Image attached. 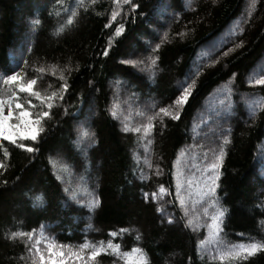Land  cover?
<instances>
[{"label":"trees","instance_id":"1","mask_svg":"<svg viewBox=\"0 0 264 264\" xmlns=\"http://www.w3.org/2000/svg\"><path fill=\"white\" fill-rule=\"evenodd\" d=\"M246 1L85 0L80 7L75 0H0V89L15 90L2 83L13 72L24 82L36 78L34 90L41 94L57 91L61 75L69 86L64 98L55 100L37 141H18L34 152L0 140V264H32L27 237H9L16 231L36 235L42 228L73 248L112 240L121 254L143 249L149 264H264V251L235 262L217 257L207 243L208 205L201 199L213 175L210 165L223 147L216 197L226 212L218 235L237 246L264 240V85L254 82L264 76V0ZM74 7V23L57 33ZM33 18L41 21L35 30ZM117 25L123 27L119 36L113 35ZM151 56L154 69L148 68ZM188 85L185 104L175 105ZM17 95L21 102L39 103L27 93ZM113 104L116 118L109 111ZM161 107L178 118L159 114L152 121L153 144L145 153L143 132L130 129ZM81 126L96 141L83 150L75 143ZM161 185L170 194L153 202L151 193ZM178 186L183 207L176 203ZM86 191L99 200L91 211ZM36 196L42 203H34ZM139 259L109 252L93 264Z\"/></svg>","mask_w":264,"mask_h":264},{"label":"snow or ice","instance_id":"2","mask_svg":"<svg viewBox=\"0 0 264 264\" xmlns=\"http://www.w3.org/2000/svg\"><path fill=\"white\" fill-rule=\"evenodd\" d=\"M58 4L62 3V0H56ZM76 4L80 7H84L85 0H75ZM95 0H88V4H94ZM114 5L124 4L128 5L130 0H112ZM133 9L137 7L135 3L130 5ZM117 13L114 10L112 17L110 19H115ZM77 16L76 8L71 9V14L67 16L64 25H61L56 31L57 33L61 32L64 27L70 26L74 23V20ZM32 29L35 30L41 24L39 18H33L30 20ZM108 27V24L105 25ZM123 31V27L120 25L116 26V31L113 35L119 36ZM239 46V45H237ZM157 48L159 45L156 46ZM156 49H153L155 52ZM105 54H107V49H105ZM226 54V53H225ZM151 63L148 64L149 69H154L156 67V57H150ZM124 64H133L136 65L135 61L124 60L121 61ZM139 63H143L140 61ZM36 71L43 73V68H38ZM198 74V73H197ZM60 79L62 83L59 85L57 91H53L49 94H41L40 92L34 90V85L36 84V78L28 79L24 82V77L21 73L13 72L12 74H5L2 77V83L4 85L15 86V90L9 87L6 90L0 89V140L7 141L9 143L15 144L17 147L21 148L24 151L32 153L35 151L33 147L27 146L25 143H18V141H37L39 135L44 131L43 121L46 118H50V110L55 106L54 102L57 99L62 100L64 98V93L68 90V83L66 77L61 75ZM255 84L264 85V76L256 79ZM192 85L183 87L180 94L177 96L176 100L173 102L175 105L183 106L188 98ZM17 93H27L29 96L34 97L38 104L31 103L29 101L21 102V98ZM23 103H27L28 107L25 108ZM116 105L113 104L109 109L110 114L113 115V118H116L115 112ZM6 109V114H5ZM159 114L164 116H169L171 119L175 120L178 118V113L171 112L168 108L161 107L157 112L152 115L147 116V122L141 126L130 129L134 134L143 132V135L140 137L141 141H145L144 151L145 153L150 152V146L153 144L151 139V132L153 129L152 121L156 119ZM124 131H129L127 124L124 125ZM75 143L81 146L83 150L84 146H89L95 144L94 134L85 127H79L77 131V138ZM224 143H227V137L224 139ZM135 155V154H134ZM223 155V147L220 148V154L215 155V163L210 165V168L213 172V175L207 179L210 181V186L202 189L201 199L207 203V207L204 208V216L208 217V222L205 224L207 243L216 249L217 257L224 261L225 259L235 262L239 259H247L250 256L255 255L257 252L264 251V240H255L252 239L251 242L241 243L237 245H230L227 242L222 241L218 233L220 232V222L224 217L226 209H223L219 206V199L216 197V181L219 179V162ZM4 156L7 157V151H4ZM50 164L57 166V163L50 160ZM145 164L147 167L151 168V164L148 159H145ZM4 165L0 163V169ZM59 167L61 170L72 175L70 172L69 166L66 163H60ZM174 169L176 167L175 162L173 165ZM207 171V169H205ZM159 169L157 168V173ZM175 177V171L173 173ZM184 173L181 172V177L183 178ZM141 178H144V173L141 172ZM57 179H61L60 176H57ZM191 180H188V187L191 188ZM183 188L178 186L177 190V205L183 207L185 201L181 197ZM170 194L163 185L159 186L157 192L151 193V199L153 202H156L158 199H162L165 195ZM145 199L148 198L149 194L145 193ZM35 204L42 203L40 196L35 197ZM99 204V200L93 198L87 204L89 211L93 210ZM211 215L209 216V210ZM157 212H162V209L157 207ZM171 222V219L169 220ZM186 226H191L189 221H186ZM198 230V229H197ZM127 231L126 229H121V232ZM116 233H110V236L114 237ZM27 237L28 241H34L30 247H27L26 251L31 255L32 264H69V261L72 264H93L98 256L101 254H108L111 252L112 255L117 256L118 258H127L131 254H139L140 259L138 264H149L147 255L143 252V249L133 248L131 253L120 252V245L114 243L112 240H109L107 244L100 242L99 245L90 244L88 241L80 244L78 247L73 248L71 245L67 244H58L54 238L51 240L47 237L45 230L41 229V234L36 236L34 231H16L10 234V239H15L18 237ZM139 239V235L137 236ZM43 243V249L40 247ZM203 243V242H202ZM85 250H87L86 256L84 255ZM205 251L209 249L205 248ZM45 251L47 252V258L45 257ZM23 259V257H22ZM126 264H128L126 260Z\"/></svg>","mask_w":264,"mask_h":264},{"label":"rangeland","instance_id":"3","mask_svg":"<svg viewBox=\"0 0 264 264\" xmlns=\"http://www.w3.org/2000/svg\"><path fill=\"white\" fill-rule=\"evenodd\" d=\"M248 2H249V1L247 0L246 3H248ZM244 5H245V4H244ZM244 5H243V6H244ZM175 16H176V15H174L173 18H175ZM157 37H158V39H159V35H158ZM121 93L124 95V91H121ZM125 95H126V96H125ZM125 95H124V96H125L124 99H129V97L131 96V95L127 92V90L125 91ZM5 114H6V109H5ZM219 137H220V136H219ZM219 137H218V138H219ZM220 138H222V137H220ZM75 179L77 180V179H81V178H80L78 175H76V178H75ZM78 181H79V182H76L77 185H79L80 182H81L80 180H78ZM73 190H74V189H73ZM85 195H86V200H87V201H90V200H91V197H90V195H89V192L86 191ZM82 204H85V200H83V203H82ZM136 230H137V228H130L129 231H130V232H135ZM40 234H41V233H40ZM40 234L37 233L36 236H39ZM47 237H48L50 240L52 239V238H51L50 236H48V235H47ZM33 242H34V241H31V242H30V246H31V244H32ZM40 247L43 249V243H41ZM44 254H45V257L47 258V252H46V251H45ZM84 255L86 256V254H84ZM93 263H94V262H93ZM69 264H72V262L69 261Z\"/></svg>","mask_w":264,"mask_h":264},{"label":"bare ground","instance_id":"4","mask_svg":"<svg viewBox=\"0 0 264 264\" xmlns=\"http://www.w3.org/2000/svg\"><path fill=\"white\" fill-rule=\"evenodd\" d=\"M38 233L40 234L41 233V230Z\"/></svg>","mask_w":264,"mask_h":264}]
</instances>
